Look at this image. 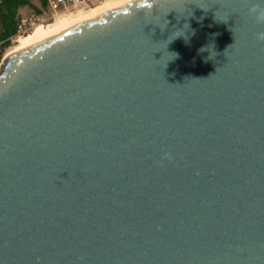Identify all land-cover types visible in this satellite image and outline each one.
Returning <instances> with one entry per match:
<instances>
[{"label":"water","instance_id":"water-1","mask_svg":"<svg viewBox=\"0 0 264 264\" xmlns=\"http://www.w3.org/2000/svg\"><path fill=\"white\" fill-rule=\"evenodd\" d=\"M253 4L135 0L5 59L0 264H264Z\"/></svg>","mask_w":264,"mask_h":264},{"label":"rangeland","instance_id":"rangeland-1","mask_svg":"<svg viewBox=\"0 0 264 264\" xmlns=\"http://www.w3.org/2000/svg\"><path fill=\"white\" fill-rule=\"evenodd\" d=\"M118 0H106L105 3L115 2ZM103 3V4H105ZM33 6H27L21 8L19 11L20 25L18 33L13 37L11 46L8 47L3 53L0 52V72L3 69L5 59L12 53L16 52L22 47L23 42L27 37L32 35L34 32L40 30L43 31L44 35H48L58 31L62 26L70 23H75L83 19L84 16L89 14L93 9L99 6L76 12L74 14L52 17L45 11V8L41 4L40 0H32ZM102 4V5H103ZM101 6V5H100ZM37 9H40L42 13H38Z\"/></svg>","mask_w":264,"mask_h":264},{"label":"trees","instance_id":"trees-1","mask_svg":"<svg viewBox=\"0 0 264 264\" xmlns=\"http://www.w3.org/2000/svg\"><path fill=\"white\" fill-rule=\"evenodd\" d=\"M43 7L45 1L40 0ZM33 6L32 0H0V52L11 46L12 39L19 33V11L21 8ZM38 13H42L37 9Z\"/></svg>","mask_w":264,"mask_h":264},{"label":"bare ground","instance_id":"bare-ground-1","mask_svg":"<svg viewBox=\"0 0 264 264\" xmlns=\"http://www.w3.org/2000/svg\"><path fill=\"white\" fill-rule=\"evenodd\" d=\"M132 1H135V0H118L115 2L105 3L101 6H99L98 8L93 9L89 14L84 16L83 19H81L80 21L75 22V23L66 24V25L62 26L58 31L51 33V34H48V35H44V34H42V33H44L43 31L38 30V31L34 32L32 35H30L29 37H27L26 40L23 42L22 47H20V49H18L16 52H19L20 50L25 49V48L32 47V46H34V45H36V44H38V43H40V42H42L48 38H51V37H54V36L60 34L64 30H66V29H68L74 25L85 22L89 19H92V18L102 14V13L111 11V10L121 6V5H124V4L132 2Z\"/></svg>","mask_w":264,"mask_h":264},{"label":"built area","instance_id":"built-area-1","mask_svg":"<svg viewBox=\"0 0 264 264\" xmlns=\"http://www.w3.org/2000/svg\"><path fill=\"white\" fill-rule=\"evenodd\" d=\"M45 11L52 17L65 16L95 8L105 3L106 0H44ZM20 33V30H19Z\"/></svg>","mask_w":264,"mask_h":264},{"label":"clouds","instance_id":"clouds-1","mask_svg":"<svg viewBox=\"0 0 264 264\" xmlns=\"http://www.w3.org/2000/svg\"><path fill=\"white\" fill-rule=\"evenodd\" d=\"M248 13L254 19L256 24L264 25V6L253 4L249 7ZM255 38L258 41L264 42V30L256 32ZM165 156L168 157L170 154L166 153Z\"/></svg>","mask_w":264,"mask_h":264}]
</instances>
